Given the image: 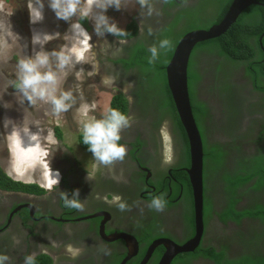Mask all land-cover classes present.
<instances>
[{"label":"flooded vegetation","instance_id":"1","mask_svg":"<svg viewBox=\"0 0 264 264\" xmlns=\"http://www.w3.org/2000/svg\"><path fill=\"white\" fill-rule=\"evenodd\" d=\"M152 3L159 14L143 15L146 10L135 0L125 7L132 10L120 28L133 20L135 35L121 38L106 33L98 37L94 24L86 29L93 45L89 52L93 74L85 75L90 78L91 87L87 88V95L98 99L94 91L106 92L107 106L103 109V102L98 99L95 104H85V110H77V118H69L75 148L60 144L61 129L55 144L47 148L46 165L61 176L51 192L46 190V183L25 179L15 180L21 184L36 183L41 191L0 185V254L11 258L5 264H24L25 256L32 253L36 254L35 259L43 257L42 264H158L167 247L181 245L193 236L192 195L185 172L188 147L172 121L151 108L153 98L144 97L142 89L147 77L143 69L126 67L123 62L137 43L148 49L155 44L149 29L160 30L169 16L193 12V18L203 19L213 13L215 6L208 0ZM121 9L124 12V7ZM143 33L147 34L146 39L142 38ZM258 37L257 48L254 47L257 59L253 62L259 65L261 74L255 76L252 66L229 57L208 53L199 58L200 62L198 54L194 57L193 69L200 78L192 87L194 98L204 108L201 124L207 140L205 149L218 144L221 151L211 160L206 159L207 163L202 161V169L206 167L205 185L201 173L202 229L196 246L190 251L174 252L164 264H216L204 254L207 250L221 253L220 264L250 252L264 256V223L243 214L264 206V34L260 43ZM120 39L126 42L121 44ZM119 49L123 51L118 52ZM190 58L189 54L188 61ZM85 76L83 73L84 81ZM103 77L113 78L111 87L101 83ZM115 98L119 100L116 105L125 102V115L133 121L121 133L120 143L127 145L128 155L111 170L101 166L95 179L87 181V170L94 161L83 143L85 121L79 118L86 112L83 118L89 121L103 119ZM168 157L170 164L165 163ZM75 189H79V199L85 202L83 212L65 207L60 197V192H67L73 198ZM161 194L167 201L166 209L150 210L147 205L152 197ZM114 195L120 196L130 210L120 211L109 203ZM229 209L242 215H234ZM53 241L56 247L52 246ZM68 245L80 249V255L73 258L66 250ZM127 253L130 256L126 259Z\"/></svg>","mask_w":264,"mask_h":264},{"label":"clouds","instance_id":"2","mask_svg":"<svg viewBox=\"0 0 264 264\" xmlns=\"http://www.w3.org/2000/svg\"><path fill=\"white\" fill-rule=\"evenodd\" d=\"M165 2H167V0H165ZM129 3H131V0H48V7L55 13L58 20L70 22L73 21L74 17L76 18L74 22L70 23L69 32L66 33L63 38L68 41L69 37H71L74 44L79 45L83 51L77 52L74 47H69L68 45L62 46L59 50L54 49L51 52L44 51V45L52 40L59 39L61 34L59 32L48 33L34 30L31 42L33 46L39 45L41 50L35 52V55L32 57L20 58L17 61L14 87L31 105H36L37 101H43L51 104L52 113L56 116L67 112L72 107V104L75 103V99L71 91H60V86L64 78L68 75V71L66 70H70L75 64L88 62L84 52H91L93 45L90 43L91 36L86 29H89L90 26L94 24V31L98 37H103L106 33L121 38L127 36L128 33L126 30L120 28L117 23L112 21L111 18L106 15V12L109 8H114L119 11ZM135 3L139 4L142 10H146L142 13L145 16H152L154 13L159 14L152 0H135ZM27 7L31 24L35 25L44 20V0H28ZM84 20H92L94 23H89L87 21L89 27L85 28L82 24ZM0 31H4L8 37H15L16 42L20 39L18 34H15L11 30V24L8 21L6 24L0 25ZM151 32L152 30L149 29V34H151ZM125 42L124 39H120L121 44ZM105 45H107L106 41ZM172 46V42L169 39H163L159 43V48L166 51ZM122 51L123 49L118 50V52ZM148 51L151 53L148 63L154 64L160 58V52L155 45L150 46ZM115 54L117 53H114V55ZM53 59H55V68L58 71L53 70ZM93 68L95 70L96 66L93 65ZM82 71L83 70L76 73L78 79L81 77ZM88 74L92 75L93 73L90 72ZM101 83L106 87H111L114 80L110 77H103ZM129 87H131V85H129ZM58 91L59 95H57ZM131 99L132 98L129 97L130 102ZM132 122V118L125 115L120 110L108 108L105 111L103 119H92L83 124V143L88 146V150L93 154L94 161L91 169L87 170V181L95 179V175L100 170L101 166L111 170L118 162L122 163L125 160L128 155V148L126 144L120 143L122 139L121 133L125 129L130 128ZM10 123L12 122L6 119L4 126L8 127ZM27 131L28 129H24L25 133H27ZM10 135H16L21 138V132L15 126H13ZM30 139L36 142L39 140V136L33 134ZM171 162V157L165 159V163L170 164ZM188 162L189 159L187 161V166ZM45 167H47L46 164ZM48 171L50 178L45 188L51 192L54 187L59 185L61 176L58 171L53 172L51 169H48ZM4 172L6 173L5 170ZM6 174L9 175L8 173ZM9 177H11V175H9ZM11 179L15 180L21 178L11 177ZM25 180L33 181L28 179ZM60 197L65 207L80 212L84 211L85 202L79 199V189L73 191V198L71 199L68 197L67 192H60ZM109 203H114L120 211L130 210L127 203L118 195H114ZM147 207L150 210L163 212L167 207V201L163 194L153 196ZM13 240L15 243H19L15 237H13ZM52 246L56 247L55 241H53ZM66 250L73 258H76L81 253L80 249L73 248L72 245H68ZM106 254H110V250L107 249ZM35 258V253L26 255L24 264H36ZM10 259L8 255L0 254V264H5V261H10Z\"/></svg>","mask_w":264,"mask_h":264},{"label":"rangeland","instance_id":"3","mask_svg":"<svg viewBox=\"0 0 264 264\" xmlns=\"http://www.w3.org/2000/svg\"><path fill=\"white\" fill-rule=\"evenodd\" d=\"M27 3L28 0H0V25L6 24L8 21L11 24V30L20 37L16 42L15 37H8L4 31H0V166L13 178L28 179L44 184L50 178L49 171L45 167L47 148L57 141L53 127L56 125L58 128L60 127L59 131L61 129V138L58 139L61 145L65 143L75 148V133L70 129L73 124L69 122V118H77V110H85V104H95L98 99L100 103L103 102V109L106 108L107 93L94 91L93 94L96 93L98 99H93L94 96L87 95V93L89 94L87 88L90 89L91 87L88 85L90 78L85 75L86 73L89 75L92 66L90 67L89 63V52H84L88 62L75 64L73 68L66 70L68 75L60 86V91H71L75 99V103L72 104L69 112L76 110L68 112L70 115L65 112L56 116L52 113L50 103L37 101L36 105H31L23 98L22 94L14 87L16 66L20 58L32 57L35 52L41 50L39 45L33 46L31 42L34 30L48 33L59 32L61 34L59 39L45 44L44 51L59 50L65 45L74 47L77 52L83 51L79 45L74 44L71 37L68 41L63 38L69 32L70 23L76 20L75 17L70 22L58 20L55 13L48 7V0H44V20L33 25L30 23ZM131 10L132 8L127 9L124 7V12L122 9L119 12L111 8L107 10L106 15L112 17V20H115V23L120 27L127 20ZM116 17L120 20L114 19ZM87 21L94 23L92 20ZM52 65L53 70H57L55 59L52 60ZM81 70L83 71L78 79L76 73ZM85 83L86 88H84ZM57 95H59V91ZM81 114V118H79L81 122L90 120L89 118H83L86 112ZM6 119L12 122L8 127L4 126ZM13 126L20 130L21 138L10 135ZM24 129H28L27 133L24 132ZM33 134L39 136L38 141L34 142L30 139ZM205 172L206 167L204 166L202 169L204 185ZM211 181H214V179Z\"/></svg>","mask_w":264,"mask_h":264},{"label":"trees","instance_id":"4","mask_svg":"<svg viewBox=\"0 0 264 264\" xmlns=\"http://www.w3.org/2000/svg\"><path fill=\"white\" fill-rule=\"evenodd\" d=\"M211 1L214 3L215 9L213 13L208 17L197 19L193 18V16L191 15L193 12H178L176 15L169 16L168 19L170 20L165 25H163L160 30L156 32L152 30V37H155V44L153 45H155L160 52V58L154 64L148 63V59L151 53L148 51V48H146L145 45H142L141 43H137L135 45L133 51L129 53L128 58L123 62L124 66L126 67L136 66L143 69V71L145 72L144 76L147 77L145 87H143L142 89V91L145 92L144 97H149L150 99L152 97L153 103L151 104V108L159 111V113L165 114L172 121L173 126L183 137L186 148L187 141L185 133L181 124L179 123L173 106V102L170 98L166 86L164 78V65L169 59L176 41L182 34L192 29L207 28L209 24L217 22L225 12L231 0H208V3L211 4ZM257 1L264 4V0ZM169 6L170 5H168L167 7ZM168 15L169 14L167 13V16ZM183 15H185L186 18L182 19ZM212 15H214L213 18ZM82 24L85 28L89 27L86 20L82 21ZM124 30H126L128 36L135 35L136 28L134 21L130 20L129 22H127L125 24ZM263 30L264 5L250 4L239 13L236 20L222 34L217 37L196 43L190 53L191 58L188 61L186 70L187 92L192 117L198 129L202 142L203 164L205 161L207 163L206 159L211 160V157H214L215 153L219 154L221 150L218 144H213L212 146L208 145V149H205L207 140L205 139L203 126L201 124V114L204 113V108L202 107V104L194 98L192 87L194 81L199 80L200 78V74H198L193 69V64L195 63L194 57L198 54L197 60L200 62L202 61L199 59L200 57L205 56V54L208 53H214L224 58L229 57L232 60L244 62L248 67L252 66L254 70L252 72L253 76H255V74H261L259 65H256L253 61L257 59V54L254 51V47L257 48V37ZM141 36L143 39H146L147 34L143 33ZM163 39H169L172 42L173 46L167 51L159 48V43ZM262 40L264 42V37L262 38ZM116 99L117 98L112 99L109 108L118 109L125 114V102H123L121 105H116L117 103H119V100ZM53 131L55 133V136L59 138L60 131L56 125L53 127ZM256 168H259V166L257 165ZM249 176L250 175H248L247 177ZM257 176H260V174H257ZM5 183L7 184L8 188L26 190V187H30L37 192L41 191V188L36 183L21 184V182L19 181L12 180L0 167V185H3ZM233 183H235V181ZM230 211L234 215H242V213H236L232 209ZM243 214H246L250 217H257L260 223H264V206L256 207L254 210L248 209L246 212H243ZM204 254L213 258L216 264H220L221 253H215L211 250H207L204 252ZM234 260L235 261L226 260L223 264H264V256L254 252H250V254L238 255L236 258H234ZM42 263L43 257L40 256L36 259V264ZM45 263L47 264V262Z\"/></svg>","mask_w":264,"mask_h":264},{"label":"water","instance_id":"5","mask_svg":"<svg viewBox=\"0 0 264 264\" xmlns=\"http://www.w3.org/2000/svg\"><path fill=\"white\" fill-rule=\"evenodd\" d=\"M250 4L264 5L257 0H231L221 18L209 25L207 28L192 29L182 34L176 41L171 55L164 65V78L166 86L173 102V106L185 133L188 147V166L185 172L191 187L194 234L181 245H171L166 248V252L158 262L164 264L168 258L176 251L192 250L199 239L201 224V168H202V148L199 132L194 123L190 104L188 100L186 70L190 51L198 42L214 38L222 34L237 18L239 13ZM264 34L260 33L258 41ZM261 46V45H260ZM263 49V48H262ZM130 254H126V259ZM142 264V263H140Z\"/></svg>","mask_w":264,"mask_h":264}]
</instances>
